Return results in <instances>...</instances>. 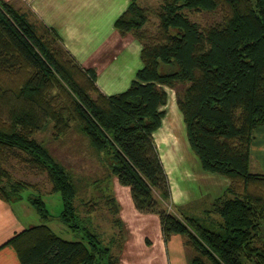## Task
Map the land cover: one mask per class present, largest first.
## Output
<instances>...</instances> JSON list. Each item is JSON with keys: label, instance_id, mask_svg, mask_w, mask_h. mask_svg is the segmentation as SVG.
I'll list each match as a JSON object with an SVG mask.
<instances>
[{"label": "trees", "instance_id": "trees-1", "mask_svg": "<svg viewBox=\"0 0 264 264\" xmlns=\"http://www.w3.org/2000/svg\"><path fill=\"white\" fill-rule=\"evenodd\" d=\"M152 12L158 23L150 31ZM189 13L219 17L202 26ZM114 27L141 43L142 66L125 90L107 95L96 71L83 68L53 29L0 0V199L21 200L31 187L6 168L16 158L46 175L60 194V221L80 235L65 239L43 222L6 244L20 264H120L119 204L108 190L84 202L90 212L102 198L114 216L105 240L79 213L73 174L34 136L50 125L56 138L83 135L106 179L128 186L139 212L158 215L163 240L181 235L190 264H264V173L250 167L252 132L264 124V0H159L155 8L130 0ZM165 86L175 90L202 170L229 180L211 203L217 218L201 222L167 208L170 184L152 136L164 116ZM26 201L43 221L51 218L39 195Z\"/></svg>", "mask_w": 264, "mask_h": 264}, {"label": "crops", "instance_id": "crops-1", "mask_svg": "<svg viewBox=\"0 0 264 264\" xmlns=\"http://www.w3.org/2000/svg\"><path fill=\"white\" fill-rule=\"evenodd\" d=\"M6 1L25 11L31 21L53 29L60 37L61 45L83 68L96 71V85L104 94L125 90L142 66L141 43L129 33L121 35L114 27L115 19L125 10L130 0ZM137 2L147 5L145 0ZM164 89L167 99L160 107L164 110V116L152 136L169 180L170 203L181 204V207L189 203L193 193L185 184L190 177L197 180L198 185L204 186V194L211 196L212 203L228 183H223L221 187L218 182L220 175L203 171L201 166L195 169L196 172L178 168L180 162L189 154L193 156L194 152L186 138L175 90L167 86ZM250 167L253 172L264 173V124L252 132ZM108 184L119 204L117 216L125 229L119 254L120 264H190L191 251L184 246L180 234L171 235L165 242L158 215L139 212L134 207L129 187L121 185L116 176H112ZM18 204L16 210L13 202L0 199V264H20L13 247L6 244V241L32 225L27 219L29 203L21 199Z\"/></svg>", "mask_w": 264, "mask_h": 264}, {"label": "rangeland", "instance_id": "rangeland-1", "mask_svg": "<svg viewBox=\"0 0 264 264\" xmlns=\"http://www.w3.org/2000/svg\"><path fill=\"white\" fill-rule=\"evenodd\" d=\"M148 6L153 8L157 7L159 0H145ZM146 5V6H147ZM145 6V5H143ZM191 20L198 22L204 26L216 20L218 14H205V13H189ZM148 28L150 31L155 30V26L158 23V18L152 12L149 16ZM35 138L41 141L50 151V153L61 162L75 177V181L80 188L78 192L75 204L78 207L81 216H90L94 229L100 233V235L107 240V238L115 231L113 227L112 219L113 215L109 212L107 206L103 203L102 198L99 200L96 208L90 212L87 210V205L84 204L91 196L97 198L100 194L105 193L108 188V184L111 178L106 179L107 171L95 156L92 147L87 139L75 132L70 131L68 134L53 137L50 125H48L43 131L37 132ZM193 153V152H192ZM191 157V158H190ZM13 178L26 181L31 184L30 188H26L22 191L23 201H26V197L29 194L39 195L51 215V218L47 221H43L40 215L35 209L28 204L30 212L27 213V219L29 224L35 225L40 223H46L56 234L68 239L78 240L79 234L70 231L59 219V214L62 210V202L60 194L58 192L51 191V183L47 179L44 173L38 172L25 162H22L16 158H10L5 164ZM200 163L197 160V156L193 153V156L189 154L179 164V169H186L190 172H196V168L199 169ZM197 177V175H196ZM196 177L194 179H196ZM186 184L193 195H191L189 203L183 208L181 204L180 211H177L174 206L167 205L168 209H172L176 212H182L187 216H193L199 221H206L209 218H217V214L213 211L211 206V196L204 194V186L198 185L197 180H193V177ZM219 185L222 187L223 183H229V180L224 176L218 177ZM205 195V196H204ZM13 205L16 210L19 207L18 201H13Z\"/></svg>", "mask_w": 264, "mask_h": 264}]
</instances>
